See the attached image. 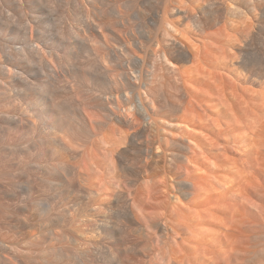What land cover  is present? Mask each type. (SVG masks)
Returning a JSON list of instances; mask_svg holds the SVG:
<instances>
[{"label": "bare ground", "instance_id": "obj_1", "mask_svg": "<svg viewBox=\"0 0 264 264\" xmlns=\"http://www.w3.org/2000/svg\"><path fill=\"white\" fill-rule=\"evenodd\" d=\"M255 35L264 0H0V264H126L137 210L164 264H264Z\"/></svg>", "mask_w": 264, "mask_h": 264}, {"label": "rangeland", "instance_id": "obj_2", "mask_svg": "<svg viewBox=\"0 0 264 264\" xmlns=\"http://www.w3.org/2000/svg\"><path fill=\"white\" fill-rule=\"evenodd\" d=\"M76 22V21H75ZM72 24H74L73 22H72ZM80 23L78 22V24H76L75 23V26H77V27H79L80 25H79ZM82 27V26H81ZM80 28V27H79ZM256 36V35H255ZM256 38L258 39V40H260L257 36H256ZM255 37H254V41L255 40H257ZM255 41L254 42V45H256L257 44V42H261V40L260 41ZM72 41H74V40H72ZM258 44H262V43H258ZM90 45V44H89ZM93 45V44H92ZM91 45V46H92ZM97 44H95L94 46L95 47H98V45L96 46ZM86 44H83L81 47H84V50H86ZM257 46H260V47H257ZM254 47H256V50L257 49H260L261 48V50H262V53H264V46H262V45H256V46H254ZM263 47V48H262ZM83 50V48H80V51H82ZM84 50L81 52V54L83 53L84 54V58H86L87 59V57H89V55H87L86 56V54L85 53H87V52H84ZM261 50H258L259 52H261ZM88 54V53H87ZM46 57H47V55H46ZM48 58V57H47ZM51 61V60H50ZM149 66V67H148ZM147 68L148 69H150V64L149 65H147ZM147 69V70H148ZM152 70V69H151ZM148 71H150V70H148ZM172 93H174L173 91H172ZM172 102L174 103V100H172ZM107 160L105 159H103L102 160V162H106ZM92 173V175H93V173H94V171H92L91 172ZM138 207L136 206L134 209H135V212H136V209H137ZM141 209V208H140ZM190 212H189V211ZM192 210H190V209H187L185 212H189V213H191L192 214V216H195L193 213H195L194 211H192ZM124 212V211H123ZM122 211H118V212H116L115 213V216H116V219L118 220V221H121V222H127V220H128V216L125 214V212L123 213ZM137 212H138V214H137ZM137 212H136V215H135V219L136 220H138L140 223H142L143 225H144V228H145V234L144 233H140V232H137V233H133V237H131V238H133V239H131V245H133V244H135V245H133V250H132V252L129 254V256H131V257H128L127 258V263L126 264H136V263H138V264H164V262H162L163 260H161L162 259V257H160L161 255L159 254L160 252H158L157 253V251H162L164 248H165V246H164V244L162 243L161 244V240H159L160 238L158 237V235L157 234H155V230L153 231V229H154V227H152V225H151V223H150V219H151V215H150V211L148 212V211H145V212H143V210H137ZM148 212V213H147ZM88 213V212H87ZM120 213H122V214H120ZM188 213V214H189ZM146 225H148V226H146ZM149 225H151L150 226V228H149ZM152 230V231H151ZM258 232V233H257ZM148 233H150V234H148ZM255 233V235L257 236V234H259V231H255L254 232ZM254 233L252 234V235H254ZM147 234L149 235V236H147ZM154 234H155V236H154ZM143 235H144V237H143ZM73 236H75L77 239H79V231H77V230H75L74 231V234H73ZM152 237H154V238H152ZM143 238V239H142ZM144 238H145V240H144ZM159 238V239H158ZM147 239V240H146ZM150 239V240H149ZM79 241H80V244L82 245V243H85V242H83L81 239H79ZM137 241V242H136ZM154 241H156L155 243H154ZM158 241H160V242H158ZM250 241H252L251 243L248 241V242H246L244 245H246V244H248L249 243V245H248V248L246 249V247L247 246H245V248L243 249V247L244 246H242L241 248V250H243L244 252H245V250H247L246 251V254L245 255H243V257H245V262H243L244 260H243V257L242 258H240V261L238 260V264H240V262H241V264H256V262H257V258L256 259H254V260H249L250 259V257L252 256L253 257V254H255V253H257L258 251H259V246H256L257 245V242H254L253 240H250ZM65 242V244L66 245H68V246H71V247H73V246H76V245H78V243H73L72 241H64ZM149 242V243H148ZM152 244H151V243ZM137 243V244H136ZM151 244V245H150ZM161 244V245H160ZM153 245H154V247H153ZM163 245V247H160V246H162ZM251 245V246H250ZM253 245H255V246H253ZM86 246V245H85ZM85 246L84 247H82V249L83 248H85ZM148 246H151V247H148ZM150 248V249H149ZM258 248V249H257ZM162 249V250H161ZM251 250V251H250ZM256 250H258V251H256ZM251 253H250V252ZM132 253H134V255L132 254ZM163 253H164V251H163ZM163 253H162V255H163ZM248 253V254H247ZM154 255V256H153ZM158 255V256H157ZM247 256V257H246ZM251 257V258H252ZM158 258L160 259L159 260V263H158ZM154 260V261H153ZM155 260H157V261H155ZM243 260V261H242ZM247 260H249V261H247ZM153 262V263H152ZM157 262V263H156ZM236 262L234 263V264H237ZM231 264H233V263H231Z\"/></svg>", "mask_w": 264, "mask_h": 264}]
</instances>
